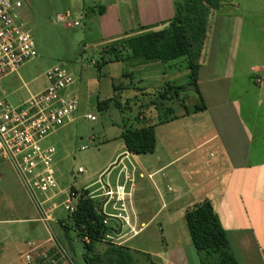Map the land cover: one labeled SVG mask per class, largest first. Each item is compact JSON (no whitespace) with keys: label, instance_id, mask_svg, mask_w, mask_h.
<instances>
[{"label":"rangeland","instance_id":"obj_1","mask_svg":"<svg viewBox=\"0 0 264 264\" xmlns=\"http://www.w3.org/2000/svg\"><path fill=\"white\" fill-rule=\"evenodd\" d=\"M256 2L222 0V10L215 14L210 32V48L198 60L199 64L202 62L208 68L213 65L221 77L219 82H206L199 86L205 104L212 106L209 113H193L195 107L200 105V100L194 87L188 85L186 76L190 75V71L186 60L164 64L157 60L129 59L126 47L122 46L129 37L103 42V32L100 30L102 16L97 13L99 6L89 4L88 0H23V19L34 39L36 56L0 83V101L19 106L31 94L46 88L45 75L54 67L63 66L72 73L76 81L72 91L80 101L79 111L72 123L44 141L45 147H55L58 152V183L65 190L71 187L86 190L91 186L90 192L98 191L96 195H102L104 184L114 186L120 170L126 167L130 179L127 192L131 193L126 205L132 221L139 218L140 229L141 223H147L159 212L162 201L170 203L175 189L172 172L176 167L182 169L179 176L181 187L185 191L188 189L189 169L186 168V159L163 174L150 176L161 164H167L176 156L191 151L217 132L221 133L223 141L228 142L231 136L235 146L241 147L244 142L238 130L244 128L252 133L251 161L255 162L257 106L261 107L258 129L264 130V94L258 89L263 87L264 90V17L255 18ZM122 5L124 19L130 12V5L124 1ZM60 16L66 17L65 23L58 22ZM75 22L80 25L74 27ZM116 55L125 61L110 64L101 70L97 68L98 64L114 61ZM146 74L153 76V80L145 81ZM169 86L184 89L176 95ZM110 99L113 102L108 109L100 111L99 104ZM237 105L239 119L234 113ZM187 112L192 113L187 120H174L157 128L158 147L154 155H141L136 160L130 156L124 158L102 183L101 178L110 168L105 171L109 163L124 152L121 136L125 127L156 125L160 119L172 120ZM88 114L96 116L97 120L92 122L86 119ZM216 144H220V141L211 147ZM199 154L207 156L205 160H210V156L215 157L218 152L215 147L206 148L189 159L194 160ZM122 155L118 156L116 162ZM80 168L84 170L83 174H78ZM124 175L123 171L121 184H124ZM96 202L99 203L98 213L101 214L103 200L98 198ZM172 210L169 204L168 209L162 215L159 213L139 237L127 244L124 242L132 237L125 236L129 230L118 233L121 231L119 223L115 226L111 224L113 229H117L115 244H96L90 253L85 251L84 243L75 231H67L61 226L63 219L72 228L68 214L64 211L58 212L55 216L57 222L50 224V237L68 251L72 264H85V258L103 256L110 248L129 247L152 252L157 249L158 243L162 246L160 224ZM34 213L33 205L20 187L15 173L8 167L0 168V244H4L0 249V264H23L13 251L9 252V259H5L7 250L2 242L1 231L10 227L13 221L39 218ZM112 213L115 214L110 206L106 214ZM44 236L47 238L48 234L44 232ZM157 238L158 242H155ZM28 239L23 238V243ZM132 255L134 264H150L148 255L140 252Z\"/></svg>","mask_w":264,"mask_h":264},{"label":"crops","instance_id":"obj_2","mask_svg":"<svg viewBox=\"0 0 264 264\" xmlns=\"http://www.w3.org/2000/svg\"><path fill=\"white\" fill-rule=\"evenodd\" d=\"M122 1L130 5V10H128L130 12L127 13L124 19L122 18V13L125 10ZM88 2L89 4H96L99 7H105V13L101 15L102 20L100 21V30L101 33L103 32L101 40L103 42L169 28L175 16V0H88ZM221 4H223L222 0ZM221 10L222 7L211 15L202 56L210 48L211 26L215 14ZM260 17H264V0H257L255 4V18ZM200 66L199 86H202L206 82H219L221 78L220 74L213 69V65L208 68L201 62ZM186 77L189 79L190 75ZM144 80H153V76L146 74L144 75ZM255 87H257L256 83ZM258 89L259 92L264 94L263 87H259ZM206 107V110L203 112L209 113L212 110V106L206 104ZM235 107L236 109L233 108L234 113L236 118L239 119V106ZM259 107H256L258 111L255 109V162L251 161L252 133L247 128H244V130H238L244 142V145L241 147L235 146L231 141V136L229 137L230 140H228L230 143L225 140L223 141L221 133L217 132L212 137L204 139L200 145L191 151L176 156L174 160L167 164H161L150 176L163 174L167 169L177 166L179 162L186 159V168L189 169L188 189L185 191L184 187H181L179 176L182 169L180 166L176 167L172 172V182L175 189L169 203L173 207V212L168 213L163 218V224H160V231L163 232L162 246H159L158 243L157 249L152 252L127 248L133 252L148 255L158 264H264V130L258 129L259 109L261 108ZM216 109L222 108L217 107ZM191 114L190 112L185 115L182 114L177 117L175 122L187 120L191 117ZM158 127L155 130L156 148L154 153H152L153 155L158 147ZM218 140L220 144L211 147ZM213 147H215L218 154L215 157L211 155L210 160H205L204 157L207 156H202L201 154L194 160L189 159L196 152ZM120 155H122L123 159L130 156L131 159L136 160L140 157L128 153L124 144V152L117 155L109 163L105 171L116 162V159ZM125 168L123 167L120 170L117 177V180L119 178L120 182ZM206 201L211 203L228 239L227 249L211 255L200 253L195 249L186 223L187 213ZM162 203L163 205L159 212L147 223H141L140 229L138 228L140 220L139 218H135L140 234L154 222L159 213L162 215L163 211L168 209L169 204H166L164 201ZM31 205L33 204L31 203ZM33 208L34 214L39 218L13 221L10 223V227L2 229V242L5 243L4 247L7 250L6 260L9 259V252L13 251L23 264H27L25 256L32 250L30 244L41 247V251L44 253L51 249L52 245L49 243L53 239L50 237L51 223L45 224L41 222L40 215L34 205ZM44 232L50 238H46ZM140 234L136 237H139ZM152 235L151 237H153ZM28 237L29 239L23 243V238ZM134 238L124 243L127 244ZM153 238L156 237L154 236ZM155 242H158V238ZM22 243L24 244L23 246ZM57 244L63 247L60 243ZM3 245L0 244V249ZM33 256L36 262L40 261L37 254H33Z\"/></svg>","mask_w":264,"mask_h":264},{"label":"built area","instance_id":"obj_3","mask_svg":"<svg viewBox=\"0 0 264 264\" xmlns=\"http://www.w3.org/2000/svg\"><path fill=\"white\" fill-rule=\"evenodd\" d=\"M23 0H0V83L36 56V45L23 19ZM59 23H65L66 17H58ZM78 22L74 27H78ZM45 79L46 88L30 97L17 107L0 101V168L8 167L16 175L21 187L30 202L35 206L43 223L57 222L55 216L64 211L72 217L78 210L81 200L98 201L102 198L101 214L106 215L105 224L115 226L119 223L121 233L125 229L134 238L140 234L136 219L133 222L126 205L127 182L130 181L125 168V183L119 178L114 186L108 183L102 187V195L98 191H73L62 189L58 183L56 170L57 150L55 147H45L46 141L58 133L75 119L80 108V101L72 88L75 78L63 66L49 70ZM86 119L94 122L97 117L87 115ZM85 150V148H82ZM84 170L79 169L78 174ZM112 206L115 214H106V209ZM109 220V221H108ZM115 222L113 225L112 222ZM117 230V229H114ZM116 233H110L104 243L115 244ZM84 242L89 243L85 238ZM47 252L41 247L30 244L32 250L25 256L27 264H72L67 251L54 239ZM121 245V244H118ZM53 252V253H52ZM33 254L38 255L36 262Z\"/></svg>","mask_w":264,"mask_h":264},{"label":"trees","instance_id":"obj_4","mask_svg":"<svg viewBox=\"0 0 264 264\" xmlns=\"http://www.w3.org/2000/svg\"><path fill=\"white\" fill-rule=\"evenodd\" d=\"M222 7L221 0H175V16L169 28L155 30L124 40L122 46L126 47L129 59L143 58L147 61L157 60L168 64L180 60H186L190 71L189 86H193L199 97L200 105L195 107L193 113L206 110L202 93L199 87V71L202 51L207 40L209 30V18ZM97 13L103 15L105 7H98ZM116 55L114 61L98 64L101 70L113 63H123L125 59ZM179 94L184 87H171ZM117 92V89H115ZM164 98V96H161ZM109 101L100 103V111L108 109ZM189 113V112H187ZM160 119L156 125L143 126L140 128H127L121 136L127 152L131 155L141 156L152 154L156 148V127L176 120ZM75 191V188H73ZM99 204V203H98ZM98 204L92 200H81L77 212L68 217L72 224L69 227L65 220H61V226L67 230L75 231L84 243L87 253L93 252L96 244L110 233L115 232L111 225L105 224L106 218L98 213ZM186 223L195 249L206 255L217 254L228 247L227 235L215 214L210 202L206 201L196 206L186 215ZM88 238L89 243L84 242ZM129 248H110L103 256L85 258V264H134L135 260ZM150 264H158L151 257Z\"/></svg>","mask_w":264,"mask_h":264},{"label":"water","instance_id":"obj_5","mask_svg":"<svg viewBox=\"0 0 264 264\" xmlns=\"http://www.w3.org/2000/svg\"><path fill=\"white\" fill-rule=\"evenodd\" d=\"M122 159H123V157H120V158L117 160V162H115L112 166H110V168L105 172V174H104V175L102 176V178H101V181H102L103 184H104V179H105V177H106L107 175H109V174L112 172V170H113L114 168H116V167H118V166L120 165ZM112 223H113V225H115V222H114V221H113ZM120 232H121V231H119L118 233H120Z\"/></svg>","mask_w":264,"mask_h":264}]
</instances>
